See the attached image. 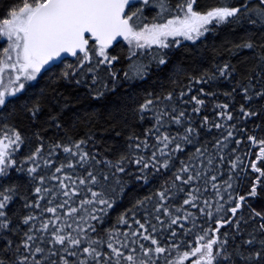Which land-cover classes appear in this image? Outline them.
<instances>
[{
    "label": "snow or ice",
    "instance_id": "snow-or-ice-1",
    "mask_svg": "<svg viewBox=\"0 0 264 264\" xmlns=\"http://www.w3.org/2000/svg\"><path fill=\"white\" fill-rule=\"evenodd\" d=\"M226 24L246 29L229 59L194 71L178 64L172 74L184 73V84L133 91L167 67L174 46ZM0 38V110L13 109L0 123V264H264V201L253 206L264 190V0L206 10L197 0H20L0 17ZM121 38L126 55L113 53ZM241 50L250 53L243 68L232 62ZM44 73L56 87L17 105ZM65 81L87 85L112 131L127 129L129 113L151 123L129 132L114 158L89 149L75 113L50 110L47 140L38 127L26 135L15 121L39 123L46 107L67 101L57 93ZM243 143L254 149L247 162L233 147ZM126 175L141 188L162 179L104 228Z\"/></svg>",
    "mask_w": 264,
    "mask_h": 264
},
{
    "label": "trees",
    "instance_id": "trees-1",
    "mask_svg": "<svg viewBox=\"0 0 264 264\" xmlns=\"http://www.w3.org/2000/svg\"><path fill=\"white\" fill-rule=\"evenodd\" d=\"M20 2V0H0V17H2L7 9L11 7L13 4ZM175 2V0H173ZM221 0H197V7L201 10H206L210 6L217 5ZM257 0H252V4L255 5ZM155 14V9H149L145 15L152 16ZM246 31L243 27H238L232 24H226L221 26H214V30L207 32L204 34V37L200 38L199 43L193 41H185L183 47L174 46L171 52V59L166 68H164L160 73L155 76L145 78L142 82L134 81L133 91L138 93H142L144 90H155L159 92L161 89H168L173 87V80H179L180 84H184V73H180L177 77L173 75V68L178 64H183L185 69L188 71L194 70H202L204 67H208L214 59H229L228 49L231 47L232 43H239L240 38L244 35ZM252 31H255L254 29ZM259 36V33H256ZM0 48H2L6 42L0 38ZM121 48H123L124 55H126L127 43L121 42L116 44L113 48V53L118 52ZM242 55H237L236 59L232 62L235 64L237 61L241 62V67H244L243 61L246 56H249L250 53L247 50H241ZM126 60H122V63H126ZM59 67H62V64L58 66L56 71L59 70ZM117 67H121L120 64ZM49 71H52L50 69ZM49 73H44L43 76H40L38 82H33V87L28 90V92L24 93V95L19 96L18 100L15 102L17 105L20 101H23L31 92H39L40 89L44 88L47 91H50L51 87H56L55 85H51L48 81ZM90 79V78H89ZM228 87L227 81L221 82V93ZM179 91V88H177ZM57 93H63V97L68 98L67 101L61 100L60 105H49L46 107L41 116L40 122L33 121L31 124L25 119H18L17 122L21 128L24 130L26 135L31 136V134L37 129V127L44 132L45 138L51 137L53 133L56 131L55 129H49L48 125L44 124L43 121L46 120L50 110L55 113H61L64 117H71L73 113L76 114L80 119V123L74 128V131L78 133L79 136L89 135L93 137V139L89 140V149L91 147L96 146L99 148L101 153L109 154L113 158L123 150L125 146V140L128 136L129 132L135 131L138 134L143 133V129L148 127L151 123L150 118L145 119L143 121L139 120L137 117L133 116L129 113L127 117L128 127L124 129L122 126L117 127L115 131L110 130V122H108V112L105 111V106L93 99L91 95L87 92V85L80 84L77 85L74 81H65L57 87ZM115 93L108 97L109 100H112L115 97ZM223 95L221 94L220 99H223ZM67 102L68 108H62V104ZM18 110V109H17ZM12 106L9 105L8 108L0 110V123H3L4 117H8L9 122H12L13 117L8 116L9 113H12ZM95 112L96 115L91 119V122H88L89 113ZM205 114H212V102L209 101ZM260 121L257 120L256 123ZM72 121L69 120V124ZM252 121H249L248 127L251 129ZM242 126V125H241ZM120 132L121 135L119 137L116 136V133ZM217 132L215 130L208 131V137H215ZM246 140V138H245ZM28 147L26 146L24 151L20 153V155H24L28 152ZM233 147H238V151L243 154V159L245 162L250 158H254V156L250 157L246 153L254 151L253 146L249 143H243L239 146L233 144ZM191 149H189L190 151ZM170 174V173H169ZM21 179H24L22 176ZM125 180H128V186L126 188V194L124 195L122 201H120L111 211L108 216L106 223L104 224V228H107L111 223L115 221L117 215L123 211L124 208L128 207L132 200L137 195H145L147 192L151 190L153 185L160 182L162 178L154 179L152 184H149L143 188H141L140 184L144 182H140L137 184L135 181V177H128L127 175L124 177ZM242 187L247 190L248 184L246 180L241 181ZM254 204L253 206L259 205L262 201H264V190H261L257 197L253 198ZM250 201V202H253ZM183 250V249H182ZM175 255V253H173ZM185 264H191V258H189Z\"/></svg>",
    "mask_w": 264,
    "mask_h": 264
},
{
    "label": "rangeland",
    "instance_id": "rangeland-1",
    "mask_svg": "<svg viewBox=\"0 0 264 264\" xmlns=\"http://www.w3.org/2000/svg\"><path fill=\"white\" fill-rule=\"evenodd\" d=\"M2 40H4L3 38H1ZM6 43H7V41L6 40H4Z\"/></svg>",
    "mask_w": 264,
    "mask_h": 264
},
{
    "label": "water",
    "instance_id": "water-1",
    "mask_svg": "<svg viewBox=\"0 0 264 264\" xmlns=\"http://www.w3.org/2000/svg\"><path fill=\"white\" fill-rule=\"evenodd\" d=\"M121 42H123V41H122V38H121Z\"/></svg>",
    "mask_w": 264,
    "mask_h": 264
}]
</instances>
